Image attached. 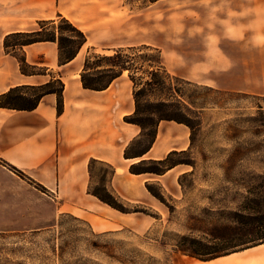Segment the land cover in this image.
<instances>
[{
	"label": "rangeland",
	"instance_id": "rangeland-1",
	"mask_svg": "<svg viewBox=\"0 0 264 264\" xmlns=\"http://www.w3.org/2000/svg\"><path fill=\"white\" fill-rule=\"evenodd\" d=\"M193 1H38L36 17H52L45 20L52 23L50 26L58 25L55 13L61 11L83 30L92 32L91 35L85 33L89 38L78 59L91 54L108 55L121 49V54L131 59L134 78L145 81L149 79L147 71L152 65L149 60L158 55L164 71L173 79L171 84L190 96L197 107L204 106L200 110L193 109L200 126L192 145L189 143L187 148L195 166L179 165L185 172L177 176L170 189L156 182V175H142L137 180L128 177L127 183L134 190L132 199L126 200L111 185L110 167L98 163L91 173L90 191L102 196L111 194L130 213L122 216L91 195L84 198L92 203H86L83 214H70L72 203H67L61 209L65 212L56 216L53 224L45 229L0 232V264H264V246L246 248L210 261L189 258L178 251L188 246L183 238L207 243V233L212 227L227 224L222 215L225 209L242 201L245 193L241 183L255 184L257 180L252 175L264 171L261 163L264 161V48L255 53L259 63L249 68L252 74L248 81L230 80L225 72L211 66L212 62L219 63L225 58L218 48L220 40L212 35L216 29L206 27L203 2L195 5ZM26 5L27 0H21L22 10ZM100 13L106 18H99ZM38 22L41 21L33 24L31 30L38 27ZM109 22L116 23L114 32H109ZM177 23L184 28L178 37L174 32ZM194 27L202 31L189 36V30ZM177 38L182 43L172 44L171 40ZM14 55L21 57L18 51ZM33 68L29 66V71H44ZM53 87H58L57 83ZM22 92L24 103L29 104L33 92ZM188 133L190 135L189 130ZM142 146L141 141L132 149L137 151ZM234 152L246 155V159L254 163L246 170L243 167L234 170L231 183L220 165ZM183 175L180 187L178 179ZM122 179L120 176L117 183ZM143 180H146L144 187L149 185L158 191L164 203L147 190L148 199L136 201L141 198L135 189ZM112 220L126 225L104 232L91 226Z\"/></svg>",
	"mask_w": 264,
	"mask_h": 264
},
{
	"label": "crops",
	"instance_id": "crops-1",
	"mask_svg": "<svg viewBox=\"0 0 264 264\" xmlns=\"http://www.w3.org/2000/svg\"><path fill=\"white\" fill-rule=\"evenodd\" d=\"M38 1L27 0L22 10L21 0H0V95L13 88L34 87L59 80L63 84L62 110L57 112V99L51 94L43 96L31 111L0 108V232L3 233L45 229L53 224L56 216L65 212L61 209L67 203H72L70 214H83L86 203H92L84 199L90 196L87 189L91 160L110 167L113 172L111 185L126 200L132 199L134 190L127 183L128 177L137 180L142 176L128 172L130 165L138 159L123 156L127 145L139 134L138 127L124 122L134 110L132 84L128 76H124L126 72L105 90L90 91L83 89L79 80L84 59H78V56L84 46L73 60L65 64L58 62L55 43L23 47L27 65L44 69L34 75L22 74L16 58L4 51L3 40L7 35L32 31L31 26L37 21L52 18L36 17ZM202 2L206 23L216 29L212 35L220 40L218 48L225 58L219 63L212 62L211 66L225 72L232 81H248L252 74L249 68L259 63L255 54L259 49L250 47L246 40L237 42L226 38L224 25L209 19L210 9L221 4V0H194L192 3L198 5ZM245 9L264 12V0H224L222 11L215 15L217 21L248 23L255 19L253 15L245 18L229 16V12ZM58 15L84 34L91 35L90 30H83L61 11L55 13ZM98 17L106 18V15L100 13ZM108 27L109 32H114L116 23L109 22ZM249 35L246 33V38ZM86 37L88 41L89 36ZM188 135V129L183 125L160 122L154 144L141 159L161 160L172 151L187 150ZM183 172L176 166L154 180L170 189ZM120 176L123 179L117 183ZM145 181L136 186L141 198L137 202L148 199ZM35 185L43 188V192ZM124 225L123 221L117 220L91 224L100 232L114 231Z\"/></svg>",
	"mask_w": 264,
	"mask_h": 264
},
{
	"label": "trees",
	"instance_id": "trees-1",
	"mask_svg": "<svg viewBox=\"0 0 264 264\" xmlns=\"http://www.w3.org/2000/svg\"><path fill=\"white\" fill-rule=\"evenodd\" d=\"M156 2L158 0H149ZM59 21L57 26L51 22L41 21L37 23V28L29 32H17L7 35L3 40V49L6 54L16 58L20 72L26 74H40L29 71L24 55L23 47L37 43H55L58 51V62L65 64L73 60L80 49L86 44L87 37L70 21L57 16ZM20 52L21 57L14 55ZM121 49L114 50L112 54H91L84 58L82 69L79 75L80 84L83 89L90 91H102L109 85L127 73L128 79L132 84V98L134 103L133 113L124 118V122L139 128V136L130 142L124 150L125 159H138L130 165L128 172L132 175H156L161 176L168 170L185 165L195 166L194 160L190 157V152L172 151L161 160L141 159L152 147L156 139L157 127L160 122H174L185 126L189 131V143L192 145L193 137L200 124L197 121L196 113L193 109L200 110L204 105L197 107L190 96L184 95L180 89L172 85L173 79L164 71L161 59L158 55L149 60L147 74L148 80L136 79L133 76V68L130 65L131 59L122 55ZM57 83L58 87H53ZM23 90H31L32 101L25 104V94ZM63 84L59 80L49 82L34 87H17L10 89L0 95V108L8 110L31 111L40 99L45 95H55L57 99V112L62 110ZM191 107V108H190ZM197 112V111H196ZM195 115V117L193 116ZM143 143L140 150L133 151L132 146L138 142ZM239 150V149H238ZM237 151V150H235ZM184 157L185 159H174ZM254 163L246 159V155L232 153L220 166L225 171L226 179L231 182V173L243 167L248 169L249 164ZM264 164V161H261ZM98 162L91 160L88 163V173H91ZM113 173V172H112ZM21 178L24 175L18 172ZM185 176H180L178 184L182 187L181 180ZM257 181L253 183H241L245 195L242 201L233 208H227L222 215L227 219V224L214 226L207 233L209 239L207 243L201 240L183 238L188 241V246H182L178 251L189 258L201 261H210L224 255H229L239 250L259 246L264 244V171L260 174L252 175ZM232 183V182H231ZM35 187L43 192L39 185ZM150 195L164 203L161 194L154 191L149 185H145ZM87 194L96 198L100 203L108 206L122 214H129L123 206L119 205L111 194L90 191ZM137 211H134L136 213Z\"/></svg>",
	"mask_w": 264,
	"mask_h": 264
},
{
	"label": "clouds",
	"instance_id": "clouds-1",
	"mask_svg": "<svg viewBox=\"0 0 264 264\" xmlns=\"http://www.w3.org/2000/svg\"><path fill=\"white\" fill-rule=\"evenodd\" d=\"M224 6V0H221V4H218L210 9L209 19L212 21H216L224 25L225 36L228 39L239 41H245L247 44L254 49L264 48V12L256 11L253 9H245L241 12H229L230 17L235 18H245L249 15H253L255 19L249 21L248 23H237L232 24L228 20L217 21L216 13L222 11ZM185 15H194L193 13H185ZM172 19H180V17H173ZM209 29L213 27L210 23L206 25ZM163 30V29H161ZM184 28L182 24L177 23L174 32L179 36L181 32H183ZM202 29L200 27H194L189 30V36L198 35ZM246 33H250L249 36H245ZM171 43L174 45H179L182 41L177 38L171 40ZM182 63V60H181ZM230 66V65H228Z\"/></svg>",
	"mask_w": 264,
	"mask_h": 264
},
{
	"label": "bare ground",
	"instance_id": "bare-ground-1",
	"mask_svg": "<svg viewBox=\"0 0 264 264\" xmlns=\"http://www.w3.org/2000/svg\"><path fill=\"white\" fill-rule=\"evenodd\" d=\"M262 246H264V245H260V246H257V247H262ZM255 248H256V247H255ZM252 249H253V248H252ZM245 251H246V250H245ZM245 251H244V252H245ZM232 255H234V254H231L230 256H232ZM228 257H229V256H228Z\"/></svg>",
	"mask_w": 264,
	"mask_h": 264
}]
</instances>
